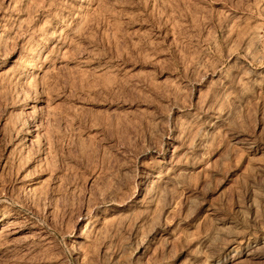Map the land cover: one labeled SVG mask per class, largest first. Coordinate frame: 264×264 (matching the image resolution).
<instances>
[{
    "label": "rangeland",
    "instance_id": "rangeland-1",
    "mask_svg": "<svg viewBox=\"0 0 264 264\" xmlns=\"http://www.w3.org/2000/svg\"><path fill=\"white\" fill-rule=\"evenodd\" d=\"M0 264H264V0H0Z\"/></svg>",
    "mask_w": 264,
    "mask_h": 264
},
{
    "label": "bare ground",
    "instance_id": "bare-ground-1",
    "mask_svg": "<svg viewBox=\"0 0 264 264\" xmlns=\"http://www.w3.org/2000/svg\"><path fill=\"white\" fill-rule=\"evenodd\" d=\"M32 68V67H31ZM25 71V70H24ZM22 72V71H21ZM33 72V71H32ZM27 73H28V71H27ZM27 73H26V75H27ZM28 75H29V73H28ZM28 75H27V78H28ZM31 75V74H30ZM33 75V74H32ZM23 76V75H22ZM18 78H19V76H18ZM26 79V78H25ZM19 80V79H18ZM24 81V80H23ZM26 81V80H25ZM25 139V138H24ZM159 178V177H158ZM154 179V178H153ZM156 179V178H155ZM155 179H154V181H155ZM152 183H153V180H152ZM149 184V183H148ZM151 184V183H150ZM86 226V225H85ZM82 229V228H81ZM83 230H84V226H83ZM81 232H82V230H81ZM80 232H78V234H79ZM81 234V233H80ZM72 237H74V236H72ZM75 238V237H74ZM73 239V238H72ZM75 242V241H74ZM72 243V242H71ZM75 245V244H74ZM72 246V245H71ZM72 247H74V246H72Z\"/></svg>",
    "mask_w": 264,
    "mask_h": 264
}]
</instances>
